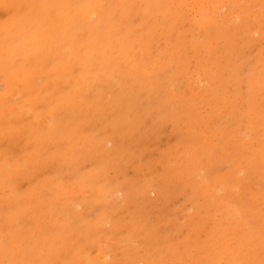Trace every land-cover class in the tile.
<instances>
[{
	"label": "rangeland",
	"instance_id": "rangeland-1",
	"mask_svg": "<svg viewBox=\"0 0 264 264\" xmlns=\"http://www.w3.org/2000/svg\"><path fill=\"white\" fill-rule=\"evenodd\" d=\"M263 154L264 0H0V264H264Z\"/></svg>",
	"mask_w": 264,
	"mask_h": 264
},
{
	"label": "bare ground",
	"instance_id": "bare-ground-1",
	"mask_svg": "<svg viewBox=\"0 0 264 264\" xmlns=\"http://www.w3.org/2000/svg\"><path fill=\"white\" fill-rule=\"evenodd\" d=\"M264 155V154H263ZM73 189V188H72ZM206 190V189H205ZM209 196V195H208ZM208 199V198H207ZM259 221V220H258ZM219 230V229H218ZM262 235V234H261ZM238 237V236H237ZM217 245V244H216ZM103 251V250H102ZM130 252V251H129ZM102 253V252H101ZM102 255V254H101ZM97 256V255H96ZM98 256H99V254H98ZM97 256V257H98ZM197 256V255H196ZM115 257V256H114ZM94 258H95V256H94ZM192 258V257H191ZM224 260V259H223ZM84 261V260H83ZM146 261V260H145ZM133 263V262H132Z\"/></svg>",
	"mask_w": 264,
	"mask_h": 264
}]
</instances>
